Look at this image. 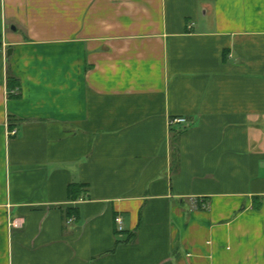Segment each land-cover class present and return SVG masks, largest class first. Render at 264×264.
I'll use <instances>...</instances> for the list:
<instances>
[{"label":"crops","instance_id":"0c3cea01","mask_svg":"<svg viewBox=\"0 0 264 264\" xmlns=\"http://www.w3.org/2000/svg\"><path fill=\"white\" fill-rule=\"evenodd\" d=\"M0 264H264V0H0Z\"/></svg>","mask_w":264,"mask_h":264},{"label":"built area","instance_id":"2783aa9c","mask_svg":"<svg viewBox=\"0 0 264 264\" xmlns=\"http://www.w3.org/2000/svg\"><path fill=\"white\" fill-rule=\"evenodd\" d=\"M186 119L182 118V117H178V118H171L168 121V126L169 127H173V126H182L186 124ZM15 131H10V135H15ZM114 223L116 225V230L117 232H122L123 231V224H122V219L120 217H116L114 219ZM12 226L17 227L19 226V224L17 222H13Z\"/></svg>","mask_w":264,"mask_h":264},{"label":"trees","instance_id":"16d2710c","mask_svg":"<svg viewBox=\"0 0 264 264\" xmlns=\"http://www.w3.org/2000/svg\"><path fill=\"white\" fill-rule=\"evenodd\" d=\"M13 82H14V79L12 78V77H8L7 78V87L8 88H12L13 87ZM131 240V237H127V239H126V242H129Z\"/></svg>","mask_w":264,"mask_h":264},{"label":"water","instance_id":"95a60500","mask_svg":"<svg viewBox=\"0 0 264 264\" xmlns=\"http://www.w3.org/2000/svg\"><path fill=\"white\" fill-rule=\"evenodd\" d=\"M9 54V53H8Z\"/></svg>","mask_w":264,"mask_h":264}]
</instances>
